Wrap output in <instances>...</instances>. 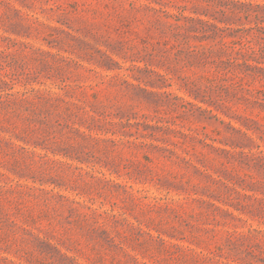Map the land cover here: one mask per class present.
I'll return each instance as SVG.
<instances>
[{"label": "rangeland", "instance_id": "obj_1", "mask_svg": "<svg viewBox=\"0 0 264 264\" xmlns=\"http://www.w3.org/2000/svg\"><path fill=\"white\" fill-rule=\"evenodd\" d=\"M241 2L0 0V264H264Z\"/></svg>", "mask_w": 264, "mask_h": 264}, {"label": "trees", "instance_id": "obj_2", "mask_svg": "<svg viewBox=\"0 0 264 264\" xmlns=\"http://www.w3.org/2000/svg\"><path fill=\"white\" fill-rule=\"evenodd\" d=\"M238 6L240 7V12L246 18L254 17L256 23L253 27L234 30L232 37H239V40H234L233 44L238 46L237 48L234 46L233 50L242 60H239V57L234 62L228 60L223 63V69L230 72L232 67H234V69L239 70V73H243L245 76L264 78V75L260 74L264 71V68L260 66L264 62V5L241 2L238 3ZM208 23L222 30L221 27L211 24L209 21ZM226 28L228 27H225L224 30ZM225 44L227 43L225 42ZM252 61L254 63H251Z\"/></svg>", "mask_w": 264, "mask_h": 264}]
</instances>
